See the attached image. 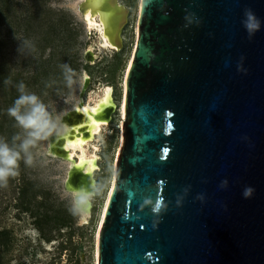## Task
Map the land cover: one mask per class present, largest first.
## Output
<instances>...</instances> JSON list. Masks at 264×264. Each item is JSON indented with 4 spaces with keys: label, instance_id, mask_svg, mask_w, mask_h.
Instances as JSON below:
<instances>
[{
    "label": "water",
    "instance_id": "1",
    "mask_svg": "<svg viewBox=\"0 0 264 264\" xmlns=\"http://www.w3.org/2000/svg\"><path fill=\"white\" fill-rule=\"evenodd\" d=\"M246 9L264 22V0H141L97 264H264V23L250 39Z\"/></svg>",
    "mask_w": 264,
    "mask_h": 264
},
{
    "label": "rangeland",
    "instance_id": "2",
    "mask_svg": "<svg viewBox=\"0 0 264 264\" xmlns=\"http://www.w3.org/2000/svg\"><path fill=\"white\" fill-rule=\"evenodd\" d=\"M79 1L0 0V142L18 146L20 140L13 138L25 135L7 113L19 95V83L52 112L71 111L86 80L87 102L93 103L110 86L118 109L95 141L99 158L95 179L101 192L93 197L89 224L82 225V214L70 211L69 163L49 153V140L30 149L31 164H25L21 153L17 174L0 181V264L97 263L96 236L122 146L121 104L127 66L136 49L141 0H121L131 15L124 47L116 53L101 50L96 33L89 34L77 11ZM65 64L76 74L71 90L64 80Z\"/></svg>",
    "mask_w": 264,
    "mask_h": 264
},
{
    "label": "bare ground",
    "instance_id": "3",
    "mask_svg": "<svg viewBox=\"0 0 264 264\" xmlns=\"http://www.w3.org/2000/svg\"><path fill=\"white\" fill-rule=\"evenodd\" d=\"M85 1L86 0H80L78 2L77 11L88 29L89 34L92 35L94 32L96 33L101 50L115 53L120 52L122 46L118 43L116 35L117 32H120L119 27L121 26L124 16L115 10L113 4L116 3V6L121 5L125 7L121 3V0H93L90 6L81 12L79 5L85 3ZM125 8L129 11L127 17L129 22L131 12L127 7ZM121 40L124 47V31L122 32ZM90 55H94L93 51H90ZM131 61L127 69H129ZM88 86L89 80H86L85 88L78 101L80 111L77 112L72 109L69 111V115L64 118L67 125H69V132L65 138L58 141L49 140V153L53 157L65 160L69 163L70 168L66 181V188L70 192H72V189L89 188L91 183L97 184L95 173L99 169V158L97 156L98 148L95 141L97 137L101 135L104 128L110 125L113 120V115L118 109L114 99V89L110 86H105L102 89L101 95L97 99H94L93 103L84 101V94ZM121 113L124 118V100L121 104ZM93 121L96 123L94 124ZM114 180L115 176H113L112 179V188ZM111 192L105 202L101 224ZM91 212L92 203L87 212L82 214V225L89 224L88 221ZM97 259L96 248V260Z\"/></svg>",
    "mask_w": 264,
    "mask_h": 264
},
{
    "label": "clouds",
    "instance_id": "4",
    "mask_svg": "<svg viewBox=\"0 0 264 264\" xmlns=\"http://www.w3.org/2000/svg\"><path fill=\"white\" fill-rule=\"evenodd\" d=\"M262 22L251 9H246L243 27L251 39L256 32L260 31ZM25 46L27 42L24 41ZM66 87L72 89L77 83L74 79L75 72L68 65H62ZM7 82V81H6ZM19 95L13 105L7 109V113L12 117L17 126L24 130V137H14V141L20 140V143L9 146L6 142H0V181H6L8 177L15 176L18 167V161L21 153L24 154L25 164L32 163L30 149L40 141L60 140L65 138L69 132V125L65 122V117L69 115L68 110L52 112L49 107L34 93L26 91L25 85L21 82L17 85ZM70 102L66 100V103ZM73 110L79 112L78 102L73 105ZM86 111V109H85ZM253 189L247 188L244 191L245 198H248ZM101 188L99 185L91 183L89 188L72 189V207L70 211L73 214H84L91 206L94 196L99 195ZM147 203V201H146ZM163 202H156L153 212L159 213Z\"/></svg>",
    "mask_w": 264,
    "mask_h": 264
},
{
    "label": "snow or ice",
    "instance_id": "5",
    "mask_svg": "<svg viewBox=\"0 0 264 264\" xmlns=\"http://www.w3.org/2000/svg\"><path fill=\"white\" fill-rule=\"evenodd\" d=\"M93 123L95 124L96 122H95V121H93Z\"/></svg>",
    "mask_w": 264,
    "mask_h": 264
}]
</instances>
